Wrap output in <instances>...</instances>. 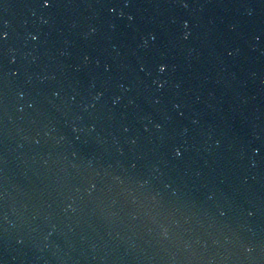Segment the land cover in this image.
Here are the masks:
<instances>
[{"label": "water", "instance_id": "water-1", "mask_svg": "<svg viewBox=\"0 0 264 264\" xmlns=\"http://www.w3.org/2000/svg\"><path fill=\"white\" fill-rule=\"evenodd\" d=\"M0 264H264V0H0Z\"/></svg>", "mask_w": 264, "mask_h": 264}]
</instances>
